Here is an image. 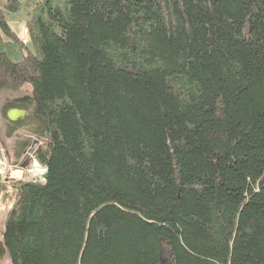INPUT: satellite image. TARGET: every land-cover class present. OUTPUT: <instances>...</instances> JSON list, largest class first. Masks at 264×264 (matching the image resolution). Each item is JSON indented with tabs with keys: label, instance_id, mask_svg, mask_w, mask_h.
<instances>
[{
	"label": "trees",
	"instance_id": "obj_1",
	"mask_svg": "<svg viewBox=\"0 0 264 264\" xmlns=\"http://www.w3.org/2000/svg\"><path fill=\"white\" fill-rule=\"evenodd\" d=\"M6 42L10 264H264V0H0Z\"/></svg>",
	"mask_w": 264,
	"mask_h": 264
},
{
	"label": "rangeland",
	"instance_id": "obj_2",
	"mask_svg": "<svg viewBox=\"0 0 264 264\" xmlns=\"http://www.w3.org/2000/svg\"><path fill=\"white\" fill-rule=\"evenodd\" d=\"M6 17L9 23L11 24V27L14 28V30L20 36L21 40H23L24 42L29 41L28 31L25 26L26 24L25 21L27 20V16L25 11H23V8L16 13H7ZM27 44H29V42H27ZM0 50L6 51L10 55V57H12L14 60H21V58L23 57V53L19 50L18 45L13 42L12 44L8 42L4 43V45L0 44ZM26 94L28 95L32 94V89L29 85H24L18 92L4 91L0 93V148L5 156L6 161L8 162V165L10 166V172H11L10 174L12 175L13 172L15 173V175L23 174L27 179L26 177L27 167L30 166L31 164L30 162H33L34 159L32 153L27 152L25 154V155L28 154L27 155L28 158L24 162V164L27 163L26 167H23L24 164L20 165L18 162H16L13 155L17 142L25 138H29L32 130L35 128V120L33 119V114H30L26 116L24 119L19 120L20 123H22L21 128L19 132L13 137L8 136L10 125H8L2 114V108L8 99H14ZM9 205H10V201L8 200V194L4 193L0 198V235L2 234L4 228L5 215L8 211ZM164 250H166V248ZM0 264H10L8 257L6 256L0 262Z\"/></svg>",
	"mask_w": 264,
	"mask_h": 264
},
{
	"label": "built area",
	"instance_id": "obj_3",
	"mask_svg": "<svg viewBox=\"0 0 264 264\" xmlns=\"http://www.w3.org/2000/svg\"><path fill=\"white\" fill-rule=\"evenodd\" d=\"M30 163V166L27 167L26 171L27 180L35 183H43L44 176L46 174V168L42 166L35 158L33 159V162ZM10 173V166L8 165V162L6 161L5 156L0 148V177L8 176Z\"/></svg>",
	"mask_w": 264,
	"mask_h": 264
},
{
	"label": "water",
	"instance_id": "obj_4",
	"mask_svg": "<svg viewBox=\"0 0 264 264\" xmlns=\"http://www.w3.org/2000/svg\"><path fill=\"white\" fill-rule=\"evenodd\" d=\"M27 111L20 108H11L7 111V119L10 122H18L26 117ZM25 163L23 167H26ZM7 256V249L4 245L2 238H0V262Z\"/></svg>",
	"mask_w": 264,
	"mask_h": 264
},
{
	"label": "crops",
	"instance_id": "obj_5",
	"mask_svg": "<svg viewBox=\"0 0 264 264\" xmlns=\"http://www.w3.org/2000/svg\"><path fill=\"white\" fill-rule=\"evenodd\" d=\"M19 91H20V90H19ZM20 97H21V96H20ZM27 115H28V112H27ZM27 115H26V116H27ZM19 130H20V129H19ZM19 130H17V131L14 133V135H13V136H15V135H16V134L19 132ZM13 136H12V137H13ZM12 175L14 176V175H15V173L13 172V173H12ZM15 176H20V175H15ZM1 235H2V234H1ZM1 235H0V237L2 238V236H1Z\"/></svg>",
	"mask_w": 264,
	"mask_h": 264
}]
</instances>
